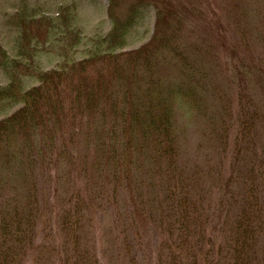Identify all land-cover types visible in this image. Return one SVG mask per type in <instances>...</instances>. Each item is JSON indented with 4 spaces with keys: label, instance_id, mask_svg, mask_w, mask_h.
Returning a JSON list of instances; mask_svg holds the SVG:
<instances>
[{
    "label": "trees",
    "instance_id": "1",
    "mask_svg": "<svg viewBox=\"0 0 264 264\" xmlns=\"http://www.w3.org/2000/svg\"><path fill=\"white\" fill-rule=\"evenodd\" d=\"M124 3L80 61L39 69L46 35L21 16L26 63L0 46V109L18 106L0 119V264H264V0ZM146 8L149 40L122 51Z\"/></svg>",
    "mask_w": 264,
    "mask_h": 264
},
{
    "label": "rangeland",
    "instance_id": "2",
    "mask_svg": "<svg viewBox=\"0 0 264 264\" xmlns=\"http://www.w3.org/2000/svg\"><path fill=\"white\" fill-rule=\"evenodd\" d=\"M116 1L119 2V7L115 8V14L127 18L128 15L122 13L126 0ZM106 7L107 0H0V46L9 59L26 63V57L18 59L22 43L18 16H21L26 20L40 22L31 25L29 36L37 32L46 35L44 46L36 45L33 59L32 56L28 57L39 69L52 70L64 58L80 61L93 52L104 51L105 44L100 40L111 30ZM64 19L68 24H64ZM153 22V9L141 10L124 35L122 51L134 50L146 43L151 36ZM30 49H27V54H32ZM20 82L25 89L35 85L34 79L28 77L22 76ZM8 83L7 73L0 69V88ZM17 108L18 106L3 107L0 109V119Z\"/></svg>",
    "mask_w": 264,
    "mask_h": 264
}]
</instances>
